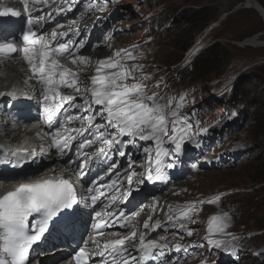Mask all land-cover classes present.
I'll return each instance as SVG.
<instances>
[{"label": "rangeland", "instance_id": "1", "mask_svg": "<svg viewBox=\"0 0 264 264\" xmlns=\"http://www.w3.org/2000/svg\"><path fill=\"white\" fill-rule=\"evenodd\" d=\"M255 2L264 10V0ZM55 3L56 0H49V4ZM64 4L81 13L78 23L81 29L75 28L82 31L78 39L84 42V48L88 46V51H95L93 54L98 59L112 57L122 49L134 50L136 58L123 59L121 63L127 67L142 66V70L125 82L131 85L147 77L143 83L150 92L163 96L162 103L184 96V110L193 107L194 125L204 128L198 142L190 138L178 162L166 168L167 182L148 189L149 195L163 194L174 183L177 186L169 190L173 198L169 203L193 204L196 209L188 219L187 232L193 233L184 237L187 241L183 248H175L177 242L169 252L159 253L158 261L161 264L168 261L169 264H227L228 261L229 264H264V184H259L251 193L237 194L236 191L253 188V175L264 177V30L257 46L244 42L259 34L253 31L259 21L264 25L261 13L256 8H248L244 0H72L71 3L67 0ZM93 5L103 6V10ZM209 6L215 10L217 20L200 34L205 23L195 24L193 15L204 8L202 12H211ZM221 22L223 25L216 29ZM99 43L108 45L106 54L98 51ZM209 48L215 54L208 52ZM95 56L92 55L93 61ZM203 60L206 65L199 68L206 76L190 87L196 76L190 66ZM223 61L229 62L227 69L221 66ZM209 62L220 66L214 76L205 70ZM79 67L80 71L85 68L83 64ZM95 68L92 64L84 72L91 74ZM241 77L245 88L231 102V92ZM115 133L116 129L112 128L110 135ZM127 140L122 142L126 147ZM153 145L152 140H135L132 152L140 157L141 147L146 150ZM216 196H220L219 201L206 203ZM165 199L166 196L162 197ZM224 213L228 215L221 226L227 224L224 231L227 235L213 234L215 237L211 239L223 243L209 245L205 226L214 221L212 217ZM177 233L170 231L164 242H170L168 236L183 238Z\"/></svg>", "mask_w": 264, "mask_h": 264}, {"label": "snow or ice", "instance_id": "2", "mask_svg": "<svg viewBox=\"0 0 264 264\" xmlns=\"http://www.w3.org/2000/svg\"><path fill=\"white\" fill-rule=\"evenodd\" d=\"M66 3L67 0H64ZM25 11L28 10L29 0H20ZM97 10H103V6L93 5ZM21 13L13 7L4 6L0 10V17H18ZM29 28L23 32L22 46L20 41L0 43V57H7L13 53L22 52L24 61L29 65L32 76L38 85H41L40 95L42 96L43 120L46 125L52 127L56 125L58 130L50 133L53 145L61 152L70 149L73 142L77 141V136L81 139L78 142V150L83 159L77 157L80 163L77 165L80 173L86 167L87 161L92 159L84 152V149L90 148L97 142L107 145L111 148L113 144H120L123 141L116 139L115 136L123 137L130 135L140 140H152L156 145V155L153 159L149 156L147 165V175L141 179L133 181L134 173L127 174L128 189L122 193L127 198L131 196V189L135 184H143L145 181H157L163 179V168H171L179 158V154L184 145V139L191 130L192 125L179 114V110L185 100L180 97L175 107H172V100L162 103L163 96H157L151 92L143 83L147 77H142L137 83L127 84L125 81L133 77L136 71H141L142 66L133 64L127 67L122 64L123 59H135L134 50L122 49L113 54L112 57L98 61L96 75L90 77V86H84V93L81 99L83 104L78 107L87 113L94 106H100L98 114L105 121L103 124H93V117L80 116L68 113V107H76L72 101L76 98L62 94V89H73L79 92L81 83L78 74L72 72L61 63L63 59H69L72 63H88V59L79 56L77 60L76 52L70 51L68 43H59L51 46L50 41L37 36L32 30L37 21L28 20ZM56 32L52 33L51 40L55 41ZM84 42L80 41L75 48H83ZM38 61V63H37ZM105 69L112 71H105ZM3 94V93H0ZM15 95V93H12ZM67 105V107H65ZM65 113L63 119L61 113ZM76 120H87L90 127L84 130L73 129L70 131H61L65 125ZM169 124L171 125V135L169 136ZM95 128V132L92 128ZM116 129L114 136L106 134L105 129ZM85 132L91 138L85 137ZM163 137H168L167 144L173 147L163 148L165 143ZM0 151H3L0 146ZM34 149L29 152L25 149L22 153H11L16 157L9 161L5 154L4 163H12L13 167L20 166L29 156L34 155ZM148 151L147 149L145 150ZM104 148L98 150V154H103ZM121 155H124L121 152ZM69 165L76 164V160H69ZM54 171V170H53ZM4 182V181H0ZM118 181L112 182V187L117 185ZM120 191L119 188L116 189ZM89 189V192H92ZM78 192L73 181L62 176H52L42 180L20 183L14 189L0 194V264H31L30 255L34 250V245L42 242L51 232L52 227L74 231L76 227V216ZM92 202L95 205L99 199L93 195ZM115 201L116 197H111ZM220 196L208 201L216 203ZM195 207H190L187 211L181 212L179 218H185L189 212L195 211ZM97 212L92 224L94 234L103 235V229L108 226V219L113 214L110 211ZM133 216L138 215L133 213ZM224 213L222 217H212L216 221H222L227 217ZM170 219L173 217H169ZM130 222L131 217H125L121 213L117 218ZM151 219V218H149ZM122 223L121 227H125ZM157 222V226H158ZM148 221L144 222V228H148ZM183 227V225H182ZM227 224H217L215 231L224 233ZM213 229H209L211 235ZM192 232L188 231V235ZM112 235H117L112 233ZM136 232L132 231L130 236L112 240L105 243L102 248L97 245L98 253L104 256L106 253L112 257V264H117V258L123 257L127 252L125 247L129 240L136 237ZM91 238V237H90ZM87 243V242H85ZM223 241L219 239H208L209 245H220ZM167 245H160L156 240H146V233L139 236V246L137 251L141 253L142 261L148 260L154 255V250L162 249ZM180 246H177L179 248ZM89 253L85 247H79L74 253L72 260L75 264H89ZM119 264H129L127 259H120ZM133 264H136L133 259Z\"/></svg>", "mask_w": 264, "mask_h": 264}, {"label": "bare ground", "instance_id": "3", "mask_svg": "<svg viewBox=\"0 0 264 264\" xmlns=\"http://www.w3.org/2000/svg\"><path fill=\"white\" fill-rule=\"evenodd\" d=\"M4 1L5 0H0V10H2V8L4 6H8V5L17 6V3L15 2V0L13 2H7L8 5L2 6ZM71 1L72 0H68V3H71ZM244 1L246 2L248 8H250V9L256 8V10H258L262 15H264V10L260 6H258V4H256L255 0H244ZM44 6H46V5H44ZM68 7H71V5L65 7L63 0H56L55 5L54 4L49 5V10L51 11L50 16H52L56 20L59 19L61 21L59 26H58V30L62 31L60 33L61 34L60 38H64L65 36L68 37V42L71 41L70 51L77 52V55H78L77 60H78L79 56H84L88 59L87 64H84V63H80V64H83L84 67L86 68V70L89 71L92 64H95V66H98L99 59L93 54L95 51L90 52L92 49L88 51V46L86 48H84V47L82 48V49L86 50L83 53H80L81 48H79L78 51L75 48V45H77L76 44L77 36L78 35L82 36V31L80 30L81 26H78V23H79L80 19H82V18H81L80 12L78 14L76 13V12H78L77 8L71 7V9H68ZM260 8H261V10H260ZM81 21L83 22V20H81ZM69 24H71V25H69ZM65 26H70V27L76 26V27H80V29L78 31H74V30L66 29ZM2 29L5 30V31H3V33H9L8 28L5 29V26H3ZM259 35H261V33L254 35L250 39H246L244 41L245 44L248 46H252V47L257 46V44H259L258 43L259 38H260ZM2 40H5V39H0V41H2ZM62 41L65 42V40H62ZM96 46L100 47V49L98 50L99 52H104V53H105V47L106 46L108 47V45H105L102 43H99ZM92 55L96 57L94 61H93L94 57H92ZM77 63H79V62H77ZM77 63H75V64H77ZM15 68H16V70H15ZM27 74L29 75V70H27ZM93 75H96V74L93 73L91 76H93ZM25 78H26V66L23 63L17 62L16 64H14V63L8 62V61H0V93H3V94H0V96L6 95L7 93L10 94L12 92V90H11L12 85L15 88H21V87H19V85L21 84V86H25L24 90H27L28 85L24 82ZM89 81H90V79H89ZM1 100L2 99L0 98V101ZM28 101L30 103H33L32 100H28ZM98 108L99 107H97V108L93 107L90 109V111L94 112ZM22 112L24 113V115H26V113H27L26 111H22ZM3 118H6V109L0 110V143L1 142L3 143L4 141H6V139H9L10 142L16 143V144H18L22 141H28V142H33L32 147L29 148L30 151L33 148H36L37 150H40V152H42V153H48L49 152L50 148L48 145V141L44 140V139H40V136H38L36 134L38 132L36 129L21 130L20 127H18L16 122H13L9 118H6V120ZM123 138H130V140L139 139V138L132 137L130 135H125ZM140 149H141V151L138 152V154L139 153L144 154L146 152L145 149H143L142 147ZM48 161H49L48 164H44L45 166H47L49 164L52 166L53 165L60 166V163L57 160V156H49ZM50 165H49V167H50ZM135 165H136V163H135ZM145 166L146 165H141L140 168H145ZM31 172H32V169L30 168L29 170L24 172V175L30 174ZM124 175H125V173L122 176H124ZM73 178L77 179L76 176H74ZM141 185L142 184L138 185V187H140V191L145 192L147 189L145 187H142ZM173 185H174V183H171L168 186V190L166 192H164L163 194H156L155 198H154L155 200L149 199L148 202H145L143 204L144 208L141 212L143 214V216H142L143 221H146V220L148 221V225H149L148 228L150 230H146V232H145L146 235L148 236V239L157 240V238H155V234H158L159 230H163V233H161V236H164L163 239H165V237H166L165 233L167 234L170 231L181 233V235L183 236V238L182 237L181 238L176 237L174 239V241L171 242L172 244L170 243L171 245H169L167 243H163V244L159 243L160 245H167V247H164L162 249V251L165 250V252H169L171 249V246L176 245L177 242H178V245H176L175 248H177V246H180V248H183L184 243L187 241L184 237L191 236V235H188V232H187V228L190 224V221L188 220V216L185 218H178L175 220V222L172 221L173 218H171V219L169 218L170 216L172 217L176 213V206L175 205H169L167 203V201H169V199L172 198L171 193H170L171 191H169V190L171 189V187ZM8 186L9 185L0 186V189H2L4 187L7 188ZM176 186L177 185H174L173 187H176ZM178 186H180V185H178ZM258 186H260V185H258ZM14 188L15 187H13V189ZM253 190H254L253 188H249V187H248V189L240 188L239 190H237V194L249 193V192H252ZM0 191H2V190H0ZM173 192H175V191H173ZM0 194H2V193H0ZM161 195H163L162 197L166 196L167 199L162 200V197L157 198L158 196H161ZM143 201H146V199H144ZM172 203H174V202L172 201ZM156 216L159 217V220H165V222L168 221L167 226L158 225L157 229L154 230L153 226H156L157 222L160 223V221H154ZM149 218H151V219H149ZM140 224L142 225L144 223L141 222ZM176 224L180 225L179 228H177L178 226L177 227L173 226ZM194 224H197V223H194ZM182 225H183V227H182ZM151 229H153V230L151 231ZM148 239H146V240H148ZM180 239H182V241L184 240V242H180ZM47 242H48L47 244H49V245L52 244V241L47 240ZM138 246H139V241H137L134 244L129 245L128 252L131 254L127 255V256L123 255V257L117 258V263L119 262L120 259H127L129 264H133V259H135L136 264H138V261L140 260V256H141V253L139 251H137ZM168 247H170V248H168ZM38 248L40 250H42L43 253L45 252V249H46L45 246H43V247L39 246ZM39 249H36L35 251H33V254H39L40 253ZM155 251L161 252L160 249L154 250V253H155ZM48 255H49V257H46L45 264H50L55 259H59V258L64 259V257H65L62 254H52V252L49 253ZM166 264H169V261Z\"/></svg>", "mask_w": 264, "mask_h": 264}, {"label": "trees", "instance_id": "4", "mask_svg": "<svg viewBox=\"0 0 264 264\" xmlns=\"http://www.w3.org/2000/svg\"><path fill=\"white\" fill-rule=\"evenodd\" d=\"M208 8L211 9V10H208V11H211V12H207V13L202 12V11L205 10V8H204L203 10L202 9L201 10H197V12H195V14L193 15V20H194L195 24L199 25L202 22L205 23V25L201 26V29L199 30L200 34L204 31V29L206 27H208L210 24L214 23L217 20V16H216V14H214L215 13V10L212 8V6L211 7L209 6ZM202 19H204V21H201ZM248 23L251 24V21L249 20ZM222 25H223V22H221L219 25H217L216 29L218 27H221ZM255 26H256V28L253 31V33H261L264 30V25L260 21ZM188 48H189V46L183 47L182 51H185ZM208 52L215 54V50L212 52V48H209ZM205 61L206 60L199 61V62H196V63L193 62V64L190 66L192 68L193 73H195L196 76H195V79L192 80L189 84H191V83H193V82H195L197 80H201V79H204L205 78L206 74L200 73V68H199L200 65L201 66H205L206 65L205 64L206 63ZM216 65H218V66H214V62H209L207 64V68L205 69L206 72L208 74H212L213 76H214V74H217L218 73V67H220V66H219L218 63ZM221 66L223 68H226L227 69L229 67V62L223 61L222 64H221ZM247 75L248 74H246V77H247ZM245 84L246 83L244 82V80H243L242 77L237 80V82L235 84V87H234V89H233V91L231 92V95H230L231 96V99H232L231 102H235L236 99L238 98V96H240L243 93V89L245 88ZM251 181L253 183H264V177L261 178V177H259L257 175H253Z\"/></svg>", "mask_w": 264, "mask_h": 264}, {"label": "clouds", "instance_id": "5", "mask_svg": "<svg viewBox=\"0 0 264 264\" xmlns=\"http://www.w3.org/2000/svg\"><path fill=\"white\" fill-rule=\"evenodd\" d=\"M108 57H111V56H107V57H103V58H99V61H101V60H104L105 58H108ZM96 68H97V66H96ZM96 68L95 69H93V70H95V73H96ZM105 71H111V70H108V69H105ZM126 83V82H125ZM193 85L191 84V86L190 87H192ZM152 92V91H151ZM151 92H150V94H151ZM179 100H180V97H178L175 101H172L173 103H172V107H175L176 106V103L177 102H179ZM193 112H194V110H193V107L189 110V108H188V110H184V107L183 106H181V108H180V110H179V114L181 115V116H183L185 119H186V121L188 122V123H190L191 125H192V128H191V130L188 132V135L185 137V139H184V145H183V147L186 145V143L190 140V138H193V141H195V142H198V138L201 136V134H203V130H204V128H201V129H198V128H196V126L194 125V123H193V121H195V119H196V116L195 115H193ZM171 135V125L169 124V136ZM163 139H164V141H165V143L162 145V147L163 148H169V147H173V146H170V145H168L167 144V140H168V137H163ZM148 141H151V140H145L144 142H148ZM182 147V148H183ZM147 150H149V151H147V152H145L144 154H142L140 157H142V158H146L148 155H151L152 154V152H154L153 153V159L155 158V155H156V145H153V146H150V147H147L146 148ZM184 149V148H183ZM150 151H152V152H150ZM181 152H182V150H181ZM147 160H149V158L147 159ZM175 162H178V160H176ZM166 168L167 167H164L163 168V176L165 177V173H166ZM165 179V178H164ZM164 183H166L167 181L165 180V181H163ZM252 182V181H251ZM254 184V186H252L253 187V189L255 190V187H256V189L258 188V185L259 184H264V183H253ZM160 185V183L159 184H156V187L157 186H159ZM236 191H237V189H236ZM253 192V191H252ZM251 193V192H250ZM154 197H155V195H154ZM213 199V198H212ZM209 200H211V199H209ZM208 200V201H209ZM169 201H170V199H169ZM169 201H167V203L169 204V205H171L170 203H169ZM208 201H206V203L207 204H209L208 203ZM179 205V204H178ZM194 205L193 204H189V205H186V206H180L181 208H182V210H185V211H187L190 207H193ZM193 214H194V211H191L190 212V214H188V219L191 217V216H193ZM218 217H222V215H219ZM224 220V219H223ZM222 220V221H223ZM222 221H216V220H214V221H210L206 226H205V239L206 238H208V239H211L212 237H215V235H213V234H215V233H217L214 229H215V226L219 223V224H221L222 223ZM209 229H213V232H212V234L210 235L209 234ZM219 235H225L226 233L224 232V233H218ZM227 235V234H226ZM180 236V235H179ZM178 236V237H179ZM207 239V240H208ZM201 242V241H200ZM219 263H223V262H219ZM227 264H229V261L228 262H226ZM211 264V263H210Z\"/></svg>", "mask_w": 264, "mask_h": 264}, {"label": "water", "instance_id": "6", "mask_svg": "<svg viewBox=\"0 0 264 264\" xmlns=\"http://www.w3.org/2000/svg\"><path fill=\"white\" fill-rule=\"evenodd\" d=\"M260 10H261V8H260ZM262 15V14H261ZM263 17H264V15H262ZM0 153H1V151H0Z\"/></svg>", "mask_w": 264, "mask_h": 264}]
</instances>
